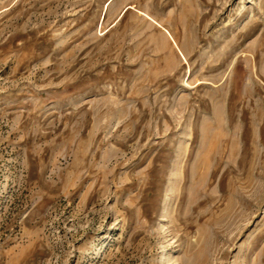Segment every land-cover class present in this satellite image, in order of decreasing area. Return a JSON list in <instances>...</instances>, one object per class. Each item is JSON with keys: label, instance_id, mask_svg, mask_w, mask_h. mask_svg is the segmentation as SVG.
Wrapping results in <instances>:
<instances>
[{"label": "rangeland", "instance_id": "obj_1", "mask_svg": "<svg viewBox=\"0 0 264 264\" xmlns=\"http://www.w3.org/2000/svg\"><path fill=\"white\" fill-rule=\"evenodd\" d=\"M0 264H264V0H0Z\"/></svg>", "mask_w": 264, "mask_h": 264}]
</instances>
